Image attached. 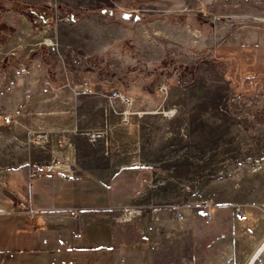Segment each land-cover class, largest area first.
<instances>
[{
    "label": "rangeland",
    "instance_id": "1",
    "mask_svg": "<svg viewBox=\"0 0 264 264\" xmlns=\"http://www.w3.org/2000/svg\"><path fill=\"white\" fill-rule=\"evenodd\" d=\"M5 1L47 13L3 12L0 97L77 116L75 169L113 193L115 248L134 264H245L264 239V0ZM3 183L12 247L27 211Z\"/></svg>",
    "mask_w": 264,
    "mask_h": 264
},
{
    "label": "crops",
    "instance_id": "2",
    "mask_svg": "<svg viewBox=\"0 0 264 264\" xmlns=\"http://www.w3.org/2000/svg\"><path fill=\"white\" fill-rule=\"evenodd\" d=\"M10 53L8 58L16 56ZM1 87L0 95L6 89ZM47 98L0 97L10 102L0 105V182L36 209L34 216L17 209L12 247L0 240V264H134L128 255L133 251L113 244V193L103 190L99 175L75 169L79 154L69 134L78 127L77 116L38 105ZM4 114L12 118L10 125L3 123Z\"/></svg>",
    "mask_w": 264,
    "mask_h": 264
},
{
    "label": "trees",
    "instance_id": "3",
    "mask_svg": "<svg viewBox=\"0 0 264 264\" xmlns=\"http://www.w3.org/2000/svg\"><path fill=\"white\" fill-rule=\"evenodd\" d=\"M9 9L13 10L15 13L25 15L29 20H33L34 17L43 19L47 13L44 9L33 3L13 4V6L8 7L5 0H0V42L4 41L8 37L6 34L11 31L9 25L1 19L3 12Z\"/></svg>",
    "mask_w": 264,
    "mask_h": 264
},
{
    "label": "built area",
    "instance_id": "4",
    "mask_svg": "<svg viewBox=\"0 0 264 264\" xmlns=\"http://www.w3.org/2000/svg\"><path fill=\"white\" fill-rule=\"evenodd\" d=\"M49 45H50V47L52 48V49H54L55 47H54V44H53V41H49V43H48ZM84 91L86 92V91H91V89L89 88V87H87V86H84ZM236 97H239V95H238V93L235 95ZM3 120L6 122V123H9V122H11V117H10V115H8V114H4L3 115ZM94 137H99L100 135H99V133H94V134H92ZM19 208H23V209H25L26 211H27V213L30 215V216H34V214H35V212H36V209L35 208H33V207H31L30 205H28L25 201H19ZM205 214H206V217L207 218H211V216H212V210L210 209V208H208V210H206V212H205Z\"/></svg>",
    "mask_w": 264,
    "mask_h": 264
},
{
    "label": "bare ground",
    "instance_id": "5",
    "mask_svg": "<svg viewBox=\"0 0 264 264\" xmlns=\"http://www.w3.org/2000/svg\"><path fill=\"white\" fill-rule=\"evenodd\" d=\"M264 247V240L262 242V244L259 246V248L256 250V252L252 255L253 257L251 258L250 262L248 264H251L252 261L257 257V255L261 252V250Z\"/></svg>",
    "mask_w": 264,
    "mask_h": 264
}]
</instances>
